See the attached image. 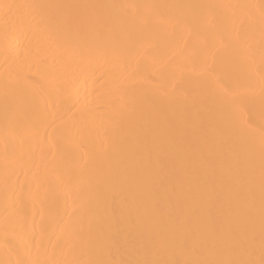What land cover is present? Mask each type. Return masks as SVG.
Segmentation results:
<instances>
[{"label": "bare ground", "instance_id": "1", "mask_svg": "<svg viewBox=\"0 0 264 264\" xmlns=\"http://www.w3.org/2000/svg\"><path fill=\"white\" fill-rule=\"evenodd\" d=\"M264 264V0H0V264Z\"/></svg>", "mask_w": 264, "mask_h": 264}, {"label": "snow or ice", "instance_id": "2", "mask_svg": "<svg viewBox=\"0 0 264 264\" xmlns=\"http://www.w3.org/2000/svg\"><path fill=\"white\" fill-rule=\"evenodd\" d=\"M228 264H242V262H228Z\"/></svg>", "mask_w": 264, "mask_h": 264}]
</instances>
